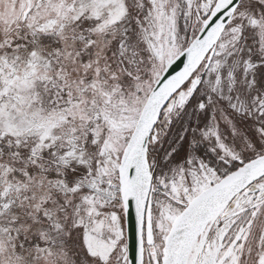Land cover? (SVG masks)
Returning <instances> with one entry per match:
<instances>
[{
  "label": "snow or ice",
  "instance_id": "snow-or-ice-1",
  "mask_svg": "<svg viewBox=\"0 0 264 264\" xmlns=\"http://www.w3.org/2000/svg\"><path fill=\"white\" fill-rule=\"evenodd\" d=\"M0 264H264V0H0Z\"/></svg>",
  "mask_w": 264,
  "mask_h": 264
}]
</instances>
